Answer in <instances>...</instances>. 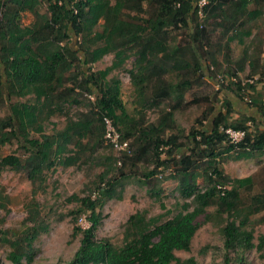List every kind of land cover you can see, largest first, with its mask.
Instances as JSON below:
<instances>
[{"label":"trees","instance_id":"obj_1","mask_svg":"<svg viewBox=\"0 0 264 264\" xmlns=\"http://www.w3.org/2000/svg\"><path fill=\"white\" fill-rule=\"evenodd\" d=\"M195 1L0 0V108L6 109L0 117V145L15 139L26 155L23 160L14 155L1 157L0 168L23 173L32 195L43 192L46 172L57 166L91 163L102 145V118L107 117L121 140L133 138L142 146L129 159L138 162L145 158L152 165L142 174V184L150 195H157L151 188L156 170L173 166L176 191L192 201L190 210L163 221L147 219L143 211L131 214L119 247L97 239L101 221L97 209L116 196L120 179L126 177L122 170L113 169L115 160L110 158L86 188L87 196L68 197L78 203L67 213L78 246L65 264H197L193 258H177L175 252L188 250L199 227L198 218L216 228L221 242L219 264H247L245 255L252 250L264 264V236L259 235L256 243L253 236V226L264 224V214L251 219L264 212V166L248 177L232 179L220 163L224 153L231 160L264 155V73L259 79L262 91H257L253 83L242 85L236 79L244 64L256 70L257 55L242 52L235 62L230 60V44H243L251 36L253 23L259 18L264 22V0H207L201 17ZM23 13L32 17L26 26L20 24ZM216 29L221 38L211 49L209 34ZM178 30L185 35L183 44L175 41ZM71 37L78 40L76 49L69 45ZM218 51L223 64L216 60ZM107 54L113 55L110 66L92 72L90 65ZM130 55L134 63L128 75L141 109L162 107L166 100L176 109L184 92L202 77L216 82L218 91L224 93L219 109L209 105L194 120L187 145L177 141L182 136L180 129L166 136L175 128L171 113L163 112L146 125L142 117L135 120L127 113L119 81L107 76ZM226 77L236 81H226ZM82 100L86 101L84 111L67 115L66 110L80 106ZM241 103L247 111L235 110ZM233 113L235 118H231ZM57 114L65 116L64 127L45 134L43 123ZM247 123L253 127L251 131ZM220 128L242 130L244 140L236 147L229 145ZM30 131L38 137L29 138ZM163 147L166 157L160 160ZM182 147L185 152L174 159L172 153ZM125 159L123 154V165ZM197 178L202 180L201 190ZM29 207L31 218L21 230L0 233V246L7 247L10 264H31L32 244L47 229L48 224L36 217V207L31 203ZM82 214L88 224L85 228L77 223Z\"/></svg>","mask_w":264,"mask_h":264},{"label":"rangeland","instance_id":"obj_2","mask_svg":"<svg viewBox=\"0 0 264 264\" xmlns=\"http://www.w3.org/2000/svg\"><path fill=\"white\" fill-rule=\"evenodd\" d=\"M41 10H45V4L42 3ZM264 12V8L262 10ZM131 15V13H130ZM32 20L31 15L23 13L20 19L22 26L28 25ZM101 20L98 24H101ZM251 36L247 38L243 44L237 45L232 42L230 44L231 58L235 62L245 52L246 56L257 55L256 70L244 64L242 71H237V76L240 82L243 80H251L257 91H262L263 83L259 82L260 74L264 73V22L259 18L253 23ZM96 31L101 28L97 26ZM206 32V31H205ZM208 33V32H207ZM259 33V36L255 37ZM211 49L215 41H218L219 30H214L209 34ZM185 35L182 30L175 33V41L183 44ZM221 38V37H220ZM224 40V39H223ZM78 40L71 37L69 45L76 49L75 43ZM259 43V45H258ZM182 52V51H181ZM187 57V54H186ZM216 60L222 63V53H216ZM113 61V55L107 54L99 61L90 65L92 72L102 70ZM134 56L130 55L125 60L122 67L112 70L107 79L117 78L120 83L119 93L122 104L127 113L135 120L142 117L143 124L156 121L159 114L163 112L171 113L175 121V128L169 134H175L177 129H180L182 136L179 134L177 141L188 144V130L193 126L194 120L200 115L201 111L212 105L219 109L223 92L218 91V85L205 77H202L197 84H193L191 88L183 94V99L174 110L171 109L173 103L166 100L159 108H140L137 97L135 96L128 71L132 68ZM67 77V74L64 76ZM220 77L218 76L216 80ZM230 77H226V81ZM92 101V97H86ZM217 100V102H216ZM25 99H13L12 102H24ZM240 103V102H239ZM86 101L82 100V104L78 107L71 106L66 110L67 115L72 116L77 111H84ZM237 111H247V107L241 103L235 109ZM235 111V112H237ZM6 113L5 107L0 108V117ZM63 115H53L49 120L43 123V131L45 134L61 130L64 127ZM236 113L231 115L235 118ZM207 126V120L202 122ZM250 131L253 129L248 123ZM261 129V127H259ZM38 134L29 132V138H37ZM127 145L131 143L128 150L125 152V163L123 165V153L110 148L103 139L101 147L97 148L93 154L91 163L70 166L62 168L55 167L53 170L46 172L43 192L35 195L31 193V187L23 173L14 172L8 168H0V233L8 231L9 235L16 233L22 229L23 223L28 221L30 214L29 204H33L38 210L37 218H41L47 223V229L39 234L37 239L32 244L34 251L31 264H65L68 262L78 246V238L71 235L72 223L71 217L67 216L68 211L75 209L78 206L76 201H69L68 197L76 195L78 198L85 197L89 194L86 189L91 182L94 181L96 175L105 169L108 165V159L113 158V169H120L126 177L120 179L121 186L116 187V196L105 201L97 212L101 217L100 225L98 226L95 236L97 239H107L114 246L119 247L127 232L125 222L128 216L136 211H143L147 219H155L163 221L173 215L190 210L192 206L191 199H183L176 191L177 179L175 178L173 166L168 168H158L154 181L151 182V188H155L157 195H150L148 187L142 184V174L145 170H151L152 165L145 159L138 162H133L130 157L141 151L133 138L127 139ZM165 147L160 154V160L166 157ZM127 150V151H128ZM184 148L174 150L172 157L178 159V155L184 153ZM6 155H14L23 160L26 155L19 147V143L15 139L5 141L0 145V158ZM227 154L220 155V163L224 174L232 179H241L255 174L257 170L264 166V155H255L250 159L231 160L227 159ZM108 160V161H107ZM150 164V165H149ZM117 176V174H116ZM198 190L204 188L201 178L196 180ZM229 189V186L225 187ZM264 212H260L251 217L252 220L258 219ZM39 216V217H38ZM86 215H80L77 223L85 228L88 226ZM199 227L196 230L193 238L190 241L187 251L175 252V256L181 260L193 258L197 264H219L221 254V242L216 228L210 222H203L198 218ZM259 235L264 236V224H255L253 226L254 243ZM8 249L5 246H0V264H10L6 260ZM245 259L247 264H260L254 250L246 253Z\"/></svg>","mask_w":264,"mask_h":264},{"label":"built area","instance_id":"obj_3","mask_svg":"<svg viewBox=\"0 0 264 264\" xmlns=\"http://www.w3.org/2000/svg\"><path fill=\"white\" fill-rule=\"evenodd\" d=\"M206 4H207V0H196L195 1L194 7L197 8V16L199 17L202 16L201 10ZM229 80L232 82L236 81V79L233 77L230 78ZM244 83L252 84L253 81L251 80L241 81L242 85ZM102 122H103V128H104V135H103L104 142L113 150L119 151L123 154H126L125 152H129L127 141L120 139V134L113 127L112 121L107 117H103ZM219 131L225 136L224 142L234 147H236L239 143H241L245 137V133L242 130H233L231 128H220Z\"/></svg>","mask_w":264,"mask_h":264},{"label":"crops","instance_id":"obj_4","mask_svg":"<svg viewBox=\"0 0 264 264\" xmlns=\"http://www.w3.org/2000/svg\"><path fill=\"white\" fill-rule=\"evenodd\" d=\"M238 45V44H237Z\"/></svg>","mask_w":264,"mask_h":264}]
</instances>
